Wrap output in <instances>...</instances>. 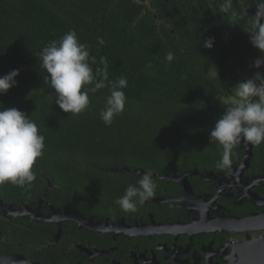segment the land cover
<instances>
[{"label": "trees", "instance_id": "trees-1", "mask_svg": "<svg viewBox=\"0 0 264 264\" xmlns=\"http://www.w3.org/2000/svg\"><path fill=\"white\" fill-rule=\"evenodd\" d=\"M73 29L96 57L94 69L104 57L110 80H128L125 110L111 126L100 118L107 87L71 115L55 104L45 81L36 55ZM209 37L214 46L205 48ZM252 54L242 28L212 12L207 0H0V76L19 69L18 84L0 94V107L27 113L46 138L32 186L7 183L0 194L27 202L52 186L57 205L92 210L111 207L141 178L123 166L158 168L175 158L217 163L223 149L210 143L209 133L222 114L218 102Z\"/></svg>", "mask_w": 264, "mask_h": 264}, {"label": "flooded vegetation", "instance_id": "flooded-vegetation-1", "mask_svg": "<svg viewBox=\"0 0 264 264\" xmlns=\"http://www.w3.org/2000/svg\"><path fill=\"white\" fill-rule=\"evenodd\" d=\"M221 2L207 0L215 14ZM235 2L241 15L255 14L254 0ZM250 46V60L222 98L234 97L239 81L264 73V65L252 66L264 53ZM232 159L230 171L185 158L158 168H119L154 173L156 194L135 213L116 204L60 206L49 197L52 186L41 201L46 191L27 202L0 194V264H264V144L241 141Z\"/></svg>", "mask_w": 264, "mask_h": 264}, {"label": "clouds", "instance_id": "clouds-1", "mask_svg": "<svg viewBox=\"0 0 264 264\" xmlns=\"http://www.w3.org/2000/svg\"><path fill=\"white\" fill-rule=\"evenodd\" d=\"M239 2V0H238ZM235 0H222L214 9L229 16L233 25H241L249 33L250 42L264 53V0H254V15H241ZM243 24L237 21H244ZM215 38L209 37L203 42L205 48L214 46ZM99 45L106 41L97 38ZM41 67L48 74L45 81L55 91V104L71 115H79L90 105V93L95 94L107 87L109 95L100 118L105 125L111 126L116 116L125 110L127 97L123 89L128 87L126 77L109 79L108 62L100 58V65L95 69L96 57L91 55L88 44L79 40L73 29L58 40L47 43L36 55ZM167 62L174 60L172 52L165 57ZM264 65V56L255 59L253 67L259 69ZM19 69L0 76V94H6L18 84L16 77ZM235 102L224 106V111L216 119L210 130V143H217L223 151L216 168L230 171L233 164V150L245 141L253 146L264 144V73L256 72L247 80L239 81L232 89ZM162 127V126H161ZM45 136L40 132L36 122L18 108L0 107V186L10 183L27 190L36 179L34 166L44 156ZM154 173L146 171L136 184H129L125 193L114 203L125 213H135L156 194L157 184Z\"/></svg>", "mask_w": 264, "mask_h": 264}, {"label": "rangeland", "instance_id": "rangeland-1", "mask_svg": "<svg viewBox=\"0 0 264 264\" xmlns=\"http://www.w3.org/2000/svg\"><path fill=\"white\" fill-rule=\"evenodd\" d=\"M236 99H237V98H236L235 96H234V97H231V98H227V99H225V98H221V99L219 100V102H218V107H219L220 111L223 112V111H224V106H225V105H228V104H230V103L235 102Z\"/></svg>", "mask_w": 264, "mask_h": 264}, {"label": "water", "instance_id": "water-1", "mask_svg": "<svg viewBox=\"0 0 264 264\" xmlns=\"http://www.w3.org/2000/svg\"><path fill=\"white\" fill-rule=\"evenodd\" d=\"M245 142V141H244ZM247 144V142H245ZM138 171H141L143 174L148 171V170H138ZM48 194V189L46 190L45 194L40 198V201Z\"/></svg>", "mask_w": 264, "mask_h": 264}]
</instances>
